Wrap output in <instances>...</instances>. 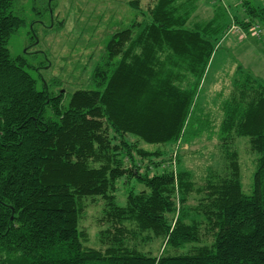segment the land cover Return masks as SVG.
Here are the masks:
<instances>
[{
	"label": "trees",
	"instance_id": "obj_1",
	"mask_svg": "<svg viewBox=\"0 0 264 264\" xmlns=\"http://www.w3.org/2000/svg\"><path fill=\"white\" fill-rule=\"evenodd\" d=\"M226 1L197 21L195 0H155L110 36L90 88L65 97L10 55L25 19L0 0V264H264V79L239 67L219 166L200 184L168 151L196 136L186 125L217 43L232 25L264 28L263 3ZM238 139L255 155L247 189ZM89 205L99 248L80 225ZM156 240L158 255L138 249Z\"/></svg>",
	"mask_w": 264,
	"mask_h": 264
},
{
	"label": "rangeland",
	"instance_id": "obj_2",
	"mask_svg": "<svg viewBox=\"0 0 264 264\" xmlns=\"http://www.w3.org/2000/svg\"><path fill=\"white\" fill-rule=\"evenodd\" d=\"M154 1L17 0L15 8L25 19V26L9 40V53L12 57L28 61L33 68L30 73L39 82V87L45 85L53 94L64 92L66 97L76 90L90 88L93 67L110 36L133 21H141V14L146 13ZM258 1L264 5V0ZM226 2L195 0L196 20L211 18L213 6ZM228 6L231 8V4ZM252 28L242 31L232 25L229 35L217 43L194 96L193 113L189 115L191 123L194 120V128L186 125L191 135L194 133L196 136L188 137L187 143L178 141L168 146V151H173L172 156L181 154L185 167L194 174L197 184L202 182L209 169H218L220 151L217 135L223 108L234 91L239 67L264 79V28ZM232 144L238 154L243 184L247 189L254 172L255 155L251 153L247 139H238ZM100 209V206L89 205L80 222L90 236L87 246L91 248H99L95 235L100 228L95 222ZM162 247L156 240L138 249L158 255Z\"/></svg>",
	"mask_w": 264,
	"mask_h": 264
},
{
	"label": "built area",
	"instance_id": "obj_3",
	"mask_svg": "<svg viewBox=\"0 0 264 264\" xmlns=\"http://www.w3.org/2000/svg\"><path fill=\"white\" fill-rule=\"evenodd\" d=\"M257 32V31H256Z\"/></svg>",
	"mask_w": 264,
	"mask_h": 264
}]
</instances>
